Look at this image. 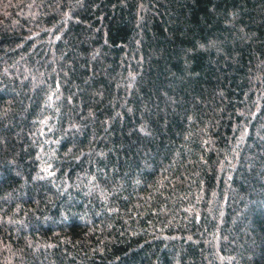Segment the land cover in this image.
I'll use <instances>...</instances> for the list:
<instances>
[{"label": "trees", "instance_id": "trees-1", "mask_svg": "<svg viewBox=\"0 0 264 264\" xmlns=\"http://www.w3.org/2000/svg\"><path fill=\"white\" fill-rule=\"evenodd\" d=\"M0 264H264V0H0Z\"/></svg>", "mask_w": 264, "mask_h": 264}]
</instances>
